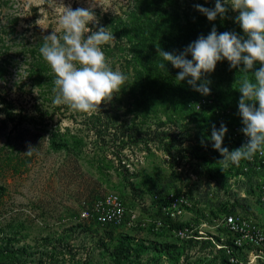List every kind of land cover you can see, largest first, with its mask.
<instances>
[{
    "label": "rangeland",
    "instance_id": "1",
    "mask_svg": "<svg viewBox=\"0 0 264 264\" xmlns=\"http://www.w3.org/2000/svg\"><path fill=\"white\" fill-rule=\"evenodd\" d=\"M126 3L127 0H0V28L12 26L13 19H18L20 36L45 37L57 27L64 6L73 10L92 7L100 21L106 15L122 12ZM227 7V16L234 20L238 12ZM123 60L109 58L107 62L110 67L114 62L113 70L122 72ZM220 67L216 64L212 78ZM259 67L256 64L251 71ZM24 68L19 65L5 81L0 80V89L14 103L16 117L24 116L17 135L12 133L13 124L0 113V189L4 188L0 190L1 263L224 264L211 241L186 243L168 232L152 229L101 228L83 220L81 213L97 198L115 193L129 215L151 221L161 214L155 195L174 190L203 199L205 203L200 204L198 213L200 218L205 216L203 212L212 207L208 195L214 202L218 197L210 175L217 172L223 179L233 177L237 166L204 165L184 150L200 142L203 133L212 132L219 117L243 127L238 109L242 67L234 72L232 89L224 83L219 94L210 89L208 95H188L175 104L153 100L147 107H135L127 78L115 96L118 101L104 102L92 113L56 105V93L50 94L49 90L45 95L33 88ZM251 71L249 78L254 77ZM210 95L214 109L196 111L195 104ZM56 131L66 135L71 150L56 152L50 148V138ZM9 137L14 138L11 145ZM29 147L31 155L26 154ZM176 167L182 172L177 173ZM227 186L228 182L223 183L222 188L227 190ZM190 218L185 214L181 221ZM200 228L204 238L215 234L209 226ZM123 245H129L130 252L118 261L116 253Z\"/></svg>",
    "mask_w": 264,
    "mask_h": 264
},
{
    "label": "clouds",
    "instance_id": "2",
    "mask_svg": "<svg viewBox=\"0 0 264 264\" xmlns=\"http://www.w3.org/2000/svg\"><path fill=\"white\" fill-rule=\"evenodd\" d=\"M228 5L238 12L235 22L242 28L244 36L235 32L218 34L213 26L206 37L199 36L182 52L157 49L160 68L166 70L165 65L170 62L174 68L181 70L176 75V81L191 77L187 83L202 95L210 94L211 84L204 74L213 72L218 61L227 59L232 68L243 65L241 69L244 72L253 70L256 64L260 65L257 70L251 71L254 82L245 75L238 90L242 94L238 103L243 124L241 131L248 138L247 143L229 151L227 147H222L227 127L223 122L219 128L212 125V147L220 152L223 159L219 162L225 167L229 163L238 164L242 159H251L257 152H264V0H216L214 8L199 4L194 7L209 21H214L217 16L221 19L226 17ZM90 23L96 27L95 31L89 27ZM108 29L99 25L92 7L73 10L64 6L57 27L44 37L39 49L56 76L53 103L92 113L102 103L111 101L126 84L127 76L110 67L101 48V45L114 40L113 33ZM189 55L192 59L187 58ZM201 144L206 146L203 138ZM31 150L29 147L26 154L31 155Z\"/></svg>",
    "mask_w": 264,
    "mask_h": 264
},
{
    "label": "trees",
    "instance_id": "3",
    "mask_svg": "<svg viewBox=\"0 0 264 264\" xmlns=\"http://www.w3.org/2000/svg\"><path fill=\"white\" fill-rule=\"evenodd\" d=\"M215 2L206 0H127L122 12L113 14V16L106 15L103 20L99 21L100 26L109 27L108 30L113 33L114 37L112 44L101 45V48L107 60L109 58L113 60L116 58L124 59L125 67L122 72L129 79L128 83L135 107L137 105L138 107H147L153 103V100L163 104H175L181 100L184 101L188 95L200 94L187 83V79H191V77L185 81H176V75L181 70L174 68L170 62H165L166 70L160 68L161 59L158 56V48L167 52H182L199 36L204 35L206 37L213 26H215L218 34L235 32L240 36L245 35L235 19L232 20L227 14L224 19L217 16L214 21H209L204 14L194 7L199 4L206 8H214ZM13 22L12 26L0 28V80L5 81L13 69H18L19 65H24L26 78L31 81L33 88H38L45 95H48L49 90L50 94L53 93V81L56 76L39 51L44 37L20 36L17 26L18 19H13ZM92 29L95 31L96 27L94 26ZM113 54L121 55V57H114ZM187 58L192 59L191 55ZM218 63L221 67L219 71L217 70V76L212 78L211 73H207L204 74V78L211 81L210 89L219 94V88L224 83L228 84L229 89L233 88V75L236 68H232L227 59L218 61ZM114 67L113 62L111 68ZM238 67L243 68V65ZM242 73L243 77L248 75V72L243 71ZM250 79L254 82L253 76ZM116 94L111 99L114 102L118 101V97H115ZM208 109L213 110L214 108ZM13 110V101L0 89V113L5 116L8 122L13 124L12 133L18 132L17 135H19L24 116L16 117ZM229 122L234 124L230 120ZM215 123L217 122L215 121ZM216 126L218 128L220 123L218 122ZM58 132L52 134L50 148L56 152L71 150L66 135ZM202 135L206 146H202L201 141L194 142L192 147L186 148L184 152L191 158L201 161L204 165L224 166L219 162L223 159L219 151L212 147L211 132H205ZM13 139V137H9V145L13 143ZM227 146V134H225L222 147ZM242 161L244 160L242 159L238 165H232L233 167L237 166L235 175L240 173ZM208 171L212 173L211 170ZM212 174V176L210 175L211 180L216 181L221 187L223 183L227 185L231 176L228 175L226 179H223L217 172ZM0 190L3 191L4 188ZM176 226L179 225L174 224L172 228ZM129 252L130 246L123 245L120 251L116 253L118 261L121 260L123 254ZM218 254L223 258L224 264H230L224 251H220ZM0 264L4 263L0 262Z\"/></svg>",
    "mask_w": 264,
    "mask_h": 264
},
{
    "label": "built area",
    "instance_id": "4",
    "mask_svg": "<svg viewBox=\"0 0 264 264\" xmlns=\"http://www.w3.org/2000/svg\"><path fill=\"white\" fill-rule=\"evenodd\" d=\"M213 106V97L207 96L202 97L194 109L201 112ZM222 122L228 129L229 151L247 143L242 127L219 117V123ZM243 160L240 173L229 178L227 190L216 181H211L218 197L214 202L210 200L212 195H208L207 201H211L212 207L210 211L203 212L205 216L201 218L198 209L205 201L174 190L155 195L161 214L151 221L141 220L135 214L129 215L127 206L115 193L94 200L91 206L83 209L81 218L101 228L152 229L154 232H168L173 238L186 243L211 241L217 252L226 253L230 264H264V152H257L253 158ZM175 170L182 172L178 167ZM185 214L191 218L182 222ZM174 224L179 226L172 228ZM202 226L213 228L215 234L204 238Z\"/></svg>",
    "mask_w": 264,
    "mask_h": 264
}]
</instances>
